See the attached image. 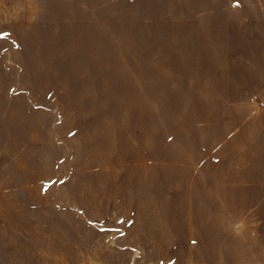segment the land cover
Returning a JSON list of instances; mask_svg holds the SVG:
<instances>
[{"label": "rangeland", "instance_id": "obj_1", "mask_svg": "<svg viewBox=\"0 0 264 264\" xmlns=\"http://www.w3.org/2000/svg\"><path fill=\"white\" fill-rule=\"evenodd\" d=\"M0 264H264V0H0Z\"/></svg>", "mask_w": 264, "mask_h": 264}]
</instances>
